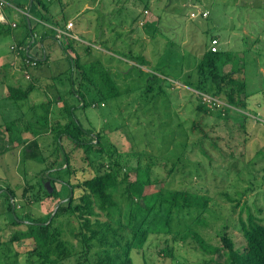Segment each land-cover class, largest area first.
<instances>
[{
	"label": "rangeland",
	"instance_id": "obj_1",
	"mask_svg": "<svg viewBox=\"0 0 264 264\" xmlns=\"http://www.w3.org/2000/svg\"><path fill=\"white\" fill-rule=\"evenodd\" d=\"M187 1H51L53 19L60 22L71 19L73 39L82 38L83 42H78L84 46L87 42L95 45L91 47L90 55L84 54L81 45L76 48L79 57L85 61L102 62L105 59L106 52L98 45L105 40L117 44L118 51L126 54L133 51L134 55L139 54L148 61V65H140L137 61L122 58L123 65L110 67L116 68L120 75L119 80H115H118L121 95L102 101V104L91 92L83 100L84 107H81V99L71 92L78 88L76 74L69 72L66 54L55 39L50 37L45 42L46 46L49 45L47 62L40 66L29 64L26 71L20 68V60L11 52L14 39L25 31L27 18L31 19L32 13L21 10L27 0H7V5L0 6V194L7 189L14 192L13 203L20 222H27L28 214L44 217L60 202L43 192L38 194L40 201L35 202L33 198L24 197L22 189L27 184L35 185L37 189L38 176L35 174L43 168L41 154L46 156V150H51L53 123L66 121L67 105V109L72 108L71 116L91 136L101 134L106 150L110 147L120 154L129 181L135 180L136 168H145L149 169L151 181L157 182L156 189L163 186L164 192L187 190L207 196L210 202L204 215L206 225H201L197 231L209 243L218 245L219 236L227 227L225 232L232 238L235 248L240 249L243 239L238 217L245 220L247 209L264 224V99L261 106L258 99L249 98L251 109L258 112V115L251 113V116L259 121L250 119L242 128L235 118L230 119L234 113H225L221 107L207 104L210 97L206 93L186 85V82L195 85L196 64L207 51L210 35L215 34L221 40L219 49L234 53L233 59L225 62L224 72L244 66L238 76L249 83L248 92H253L256 87L264 89V15L249 17L240 8L224 7L228 9L222 10L212 0H202L199 7L209 10V19H195L191 13L196 12L197 6L192 9L193 4L187 6ZM222 1L231 3L233 0ZM245 1L250 11L264 6L260 0ZM32 15L36 17L38 14L34 12ZM142 16L145 19H141ZM31 20L36 26V34H39L41 24ZM145 22L148 23L142 27ZM57 37L63 38L58 32ZM158 68L170 82L167 78L161 79L163 77L155 70ZM121 73H129L126 81ZM19 79L24 87L33 82L35 89L18 107L15 102L5 99V92L6 84H15ZM147 83H151L150 91L146 90ZM158 83L167 95L157 92ZM227 91L225 88L216 96V104H226ZM55 99L60 100L50 105ZM200 106L206 111L198 109ZM193 121L203 130L202 133L192 128ZM179 123L186 135L176 127ZM77 159L74 166L79 169L83 163ZM250 170L254 174L243 173ZM55 188L60 189V185L55 184ZM114 199L123 210L126 205L124 186L114 192ZM236 200L241 205L237 206ZM8 205L12 202L3 192L0 196V264H26L30 244H7L12 233L25 228L11 225L13 214ZM244 206L247 209L244 210ZM226 218L232 220L226 223ZM100 219L106 220V217ZM61 227L65 230V238L75 250H79L72 238V232L78 230L76 220L65 217L61 219ZM167 245L172 247L170 257L162 253ZM196 247L192 241L185 245L172 241L169 235H151L143 250L134 252L133 261L141 264L143 257L148 264H204L208 257L194 250ZM89 254L91 258H97L104 252L94 248ZM78 263L75 257L63 262Z\"/></svg>",
	"mask_w": 264,
	"mask_h": 264
},
{
	"label": "trees",
	"instance_id": "obj_2",
	"mask_svg": "<svg viewBox=\"0 0 264 264\" xmlns=\"http://www.w3.org/2000/svg\"><path fill=\"white\" fill-rule=\"evenodd\" d=\"M6 1L0 0V3L7 5ZM51 1L27 0L26 6H24L26 11L38 14L36 17L40 22H49L55 26V30H39L40 33L36 34V26H33L32 20L27 18L24 24L25 31L14 39L11 47V52L15 54L16 59L20 60V68L26 71L30 65L45 64L48 56L44 54L43 43L52 37L66 54L69 72L76 74L78 88L77 90L72 89L71 92L81 99V107L86 105L83 100L91 92L101 102L118 98L122 93L118 84L120 75L116 68L110 67L123 65L125 61L122 58L137 61L140 65H148V61L139 54L134 55L133 51H129L127 54L120 53L116 44H111V48L107 44L108 41L98 42V45L102 46V51L104 49L108 52L112 51L111 54L106 53L102 62L101 60L85 61L81 56L79 57L76 48L81 45L82 48L84 47V54L90 55L93 49L91 48L92 43L87 42L85 46L80 44L78 40L83 42L82 38L73 39L71 31L68 35H61L62 39L67 41L65 43L60 41L62 39L56 38L57 29L64 30L68 20H63V22L52 21L53 18L49 15L51 14ZM201 2L202 0H194L191 8L197 6L204 11L202 6L199 7ZM212 2L220 5L222 10L228 9L224 7L240 8L249 17L252 14L254 18L264 15V6L253 8L250 11L248 4H244L245 0H233L231 3L222 0H212ZM260 2L264 5L263 0ZM33 10L35 11L33 12ZM207 12L206 18L197 16L195 19H209L210 12L209 10ZM34 22L40 24V22ZM143 25L146 24L143 23ZM217 36L215 34L210 35V40L213 38L218 40V50L213 53L207 48L195 67L197 76L195 85H192L191 82H186V85L197 90V92L206 93L210 97L207 104L221 107L225 113H234L235 116L230 119L235 118L237 124L245 128L248 120H258L255 116H251V113L258 115V112L255 108L251 109L249 98L258 99L261 105V100L264 99V89L256 87L253 92H248L249 83L238 76L244 66H240L235 71L224 72L225 62L232 60L234 53L219 49L221 41L218 39L220 37ZM98 47L96 46V48ZM116 51L120 56L116 55ZM72 53L75 55L72 56ZM155 70L158 75L163 77H160L161 79L166 80L167 77L159 73V68ZM126 74L129 73H121L122 76L125 75L123 76L124 81H126ZM157 86L158 93L167 95L162 85L158 83ZM225 88H228L226 104H216V96ZM34 89L33 82L27 87L8 83L6 84L5 99L15 102L14 104L19 107L28 99ZM151 89V83H147L146 90L150 91ZM240 95H243V98H240ZM201 97L203 96L201 95ZM57 100L60 99L51 100L49 104L51 105ZM198 109L203 112L206 111L201 106ZM221 109L219 110L220 113ZM65 110L67 112L66 121L62 123L58 120L53 123L51 129L52 145L49 146L51 150H46V152L48 151L46 156L41 154L43 168L35 174L38 176L37 189L33 184H27V187L22 189V195L33 198L35 202L40 201L41 197L38 194L42 192L45 196L60 200L57 202L58 208L44 217H31L28 214L27 222L23 223L20 222L22 220L15 212L14 192L7 189L0 194L2 196L4 192L12 202V205H8V210L12 211L13 214L11 225L25 227L12 233L7 244L23 242L30 244L31 250L28 252L29 258L26 264H63L73 257L79 261L78 264H134V252L142 251L151 235H169L172 241H178L185 245L188 241H192L197 246L194 250H199L205 257H208L204 264H264V224L252 215L249 209L245 206L243 208L244 210L247 209L245 220L240 216L238 217L240 234L243 239V246L240 249L235 248L232 238L225 232L227 227H224L225 231L219 236L218 245L209 243L197 231L201 225H206L204 215L209 209L210 202L207 196L187 190L164 192L163 186L156 189L155 184L157 182L151 181L149 169L145 168H136L135 180L129 181L128 175L124 171L125 166L121 165L122 157L120 154L110 147L107 150L104 148V144L101 142V134L91 136L90 132L85 130L80 122L71 116L72 108L67 109L66 105ZM11 124H9L10 127ZM180 124H177L176 127L179 130L182 129L181 134L186 135L184 127L181 128ZM9 126L6 127L7 130H9ZM192 128L200 130V133L203 132L194 121ZM87 136L89 138H86ZM179 136L183 137V135ZM99 154L101 157L95 158ZM77 157L83 163L79 169L74 166V162L78 160ZM243 173L254 174L251 170ZM232 181L235 182V179ZM46 182L50 183L51 193L45 187ZM55 184H59L60 189H56ZM122 186H124L126 196V205L123 210L114 199V192ZM236 203L239 206V200H236ZM231 215L229 214V217ZM103 216L106 217V220L100 219ZM65 217L66 219L74 218L77 222L78 230L72 232V238L76 242L75 244L79 245V250H75L74 245L65 238V230L61 227V219ZM231 220L226 218L225 222L228 223ZM176 224L178 225L177 228L174 227ZM94 248L103 250V256L91 258L89 253ZM162 253L170 257L172 247L167 245ZM141 258L143 264H148L143 257Z\"/></svg>",
	"mask_w": 264,
	"mask_h": 264
},
{
	"label": "crops",
	"instance_id": "obj_3",
	"mask_svg": "<svg viewBox=\"0 0 264 264\" xmlns=\"http://www.w3.org/2000/svg\"><path fill=\"white\" fill-rule=\"evenodd\" d=\"M190 3L193 4V3H194V0H188V1H187V4H190ZM85 6H86L87 8H89V5H85ZM21 10H25V11H26V8L24 7V8L21 9ZM89 10H90V9H89ZM203 10H204V11H207V9H205V8H203ZM34 11H35V10H33V12H34ZM23 14H24V13H23ZM32 14H33V13H32ZM32 14H30V15H31L30 18L33 19V21L40 22V21L37 19V17H35V16L32 15ZM24 15H25V14H24ZM49 15H51V14H49ZM51 16H52V15H51ZM52 17H53V16H52ZM81 18L84 19L83 16H81ZM143 18L145 19L144 16H142L141 19H143ZM54 19H55V18H54ZM54 19H53L52 21H54ZM141 19H140V20H141ZM55 20H56V19H55ZM70 20H71V19H69L67 22H69ZM138 20H139V19H138ZM138 20H137V21H138ZM147 23H148V22H145L144 24H147ZM40 24H41V26H43V27H42L41 29H39V30H42V31H46V29H48V30L50 29V30H51V29H54V27H55V26H52L51 24H49V22H40ZM145 26H146V25H145ZM145 26L143 25L142 27H145ZM142 27H141V28H142ZM54 30H55V29H54ZM73 33H74V31H73ZM218 39H219V41H221L220 38H218ZM46 41H48V39H46V40L44 41V43H43L44 47L47 48V50L44 51V54H46V55L48 56V55H49V48H48L49 45H48V46L45 45V42H46ZM105 41L107 42V40H105ZM107 44H108L109 47L112 48L110 41H109V43H107ZM208 44H209V42H208ZM93 46H94V45H93ZM116 46H117V44H116ZM94 47H95V46H94ZM103 51L106 52V53H109V54L112 53V51H109V52H108L106 49H104ZM119 52L121 53V51H119ZM12 58L14 59V57H12ZM15 58H16V57H15ZM14 60H15V59H14ZM15 63H16V62L14 61L13 64H15ZM7 64H8V63H7ZM37 69H39V68H37ZM16 84H19L21 87H24V86H22V82L20 81V79L17 81Z\"/></svg>",
	"mask_w": 264,
	"mask_h": 264
},
{
	"label": "built area",
	"instance_id": "obj_4",
	"mask_svg": "<svg viewBox=\"0 0 264 264\" xmlns=\"http://www.w3.org/2000/svg\"><path fill=\"white\" fill-rule=\"evenodd\" d=\"M0 6H2V3H0ZM195 10H196V12L193 11L191 13V17H193V18H196L197 16H201L202 18H206L208 16L207 11H202L198 7H197V9L195 8ZM72 26H73L72 23L69 22V23H67L64 30H58L57 29V32L60 35H68L72 29ZM217 46H218V40L216 38L211 39L209 42V45H208L209 50L214 53L218 50Z\"/></svg>",
	"mask_w": 264,
	"mask_h": 264
},
{
	"label": "water",
	"instance_id": "obj_5",
	"mask_svg": "<svg viewBox=\"0 0 264 264\" xmlns=\"http://www.w3.org/2000/svg\"><path fill=\"white\" fill-rule=\"evenodd\" d=\"M45 187L47 188L48 192L51 193L52 192V188L50 186V183L49 182H46L45 183ZM59 205H56L55 209L58 208Z\"/></svg>",
	"mask_w": 264,
	"mask_h": 264
}]
</instances>
